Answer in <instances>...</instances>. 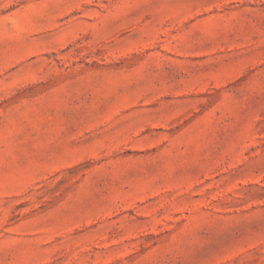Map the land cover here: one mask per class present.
<instances>
[{
	"label": "rangeland",
	"instance_id": "obj_1",
	"mask_svg": "<svg viewBox=\"0 0 264 264\" xmlns=\"http://www.w3.org/2000/svg\"><path fill=\"white\" fill-rule=\"evenodd\" d=\"M0 264H264V0H0Z\"/></svg>",
	"mask_w": 264,
	"mask_h": 264
}]
</instances>
